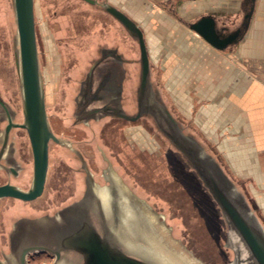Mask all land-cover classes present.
<instances>
[{
  "label": "water",
  "instance_id": "1",
  "mask_svg": "<svg viewBox=\"0 0 264 264\" xmlns=\"http://www.w3.org/2000/svg\"><path fill=\"white\" fill-rule=\"evenodd\" d=\"M10 1L14 24L12 52L19 86L21 122H12L9 116L12 109L0 95V114L6 115L8 123L0 131V143H3L0 160L10 130L20 128L27 133L33 165L29 187L24 189L11 182L3 183L0 185V200L10 198L31 203L42 196L48 181L49 146L52 143L68 146L69 142L54 133L47 113L34 0ZM84 1L97 3L95 0ZM103 10L124 28L139 48L137 96L139 110L144 111L127 116V119L152 118L157 130L194 172L222 219L223 248L231 254L226 264H264V222L249 196L206 145L194 134L185 133L178 120L157 99L149 81V56L139 26L113 5L106 4ZM248 22L246 20L243 26L246 27ZM189 28L217 50L235 44L240 37L238 34L222 37L211 17H203ZM129 62L117 48L100 50V56L81 82L76 98L86 105L82 112L84 122L118 116L109 109L120 108ZM1 169L15 172L14 178H18L22 171L16 162L12 165L0 163ZM100 179L102 183L86 168L79 198L51 214L14 220L8 234V253L0 255V264H28L27 257L35 253L49 255L52 264H210L192 245L174 235L166 215L138 195L110 162L102 170Z\"/></svg>",
  "mask_w": 264,
  "mask_h": 264
},
{
  "label": "rangeland",
  "instance_id": "2",
  "mask_svg": "<svg viewBox=\"0 0 264 264\" xmlns=\"http://www.w3.org/2000/svg\"><path fill=\"white\" fill-rule=\"evenodd\" d=\"M95 1L105 3L103 0ZM115 7L121 11L125 9L123 12L143 32L149 56V81L157 99L178 120L185 133L194 134L202 142L201 136L192 127L191 119L177 112V100L173 98L177 94L182 95L179 103L187 107L185 84L171 81L172 71L175 70H172L170 62L171 45L177 37L171 33L184 26L170 18L156 16L159 5L146 0L141 4L127 3L122 4L121 8ZM126 8H136L140 14L133 18V12ZM34 17L40 66L46 87L47 113L57 136H71L75 140L91 139L90 132L78 129L69 131L67 127L73 120L71 100L77 89V81L84 77L89 64L97 59L98 48L103 45L117 48L130 61L126 64L129 83L124 94L126 98L130 95L132 114L136 113L135 89L137 91L140 77L138 44L98 3L89 4L84 0H34ZM13 33L11 1L0 0V95L14 108L19 97V86L13 64ZM177 88H180V92L176 93ZM117 128L106 131L105 138L111 148H105V151L110 156H113L112 152L119 155L118 161L113 157L114 165L126 181L141 197L166 215L176 237L192 245L210 264H226L231 254L223 248V222L217 207L194 172L182 161L178 151L157 130L152 118L142 116L129 125L131 143L126 139L121 141L123 138L119 137ZM139 131L144 134L143 141L138 138ZM23 139L14 138L18 154L21 146L25 145L24 153L18 155L16 162L22 167L20 175L11 180L6 176L8 174L0 173V185L12 182L24 189L29 187L33 164L31 155H27V151H30L27 138ZM153 141L157 144H153ZM205 145L212 154L218 156L215 147L207 143ZM50 147L48 181L43 195L32 203L0 200V255L8 253V234L14 220L23 216L43 215L45 210L50 212L60 202L63 204L66 201L67 204L81 195L82 176L75 171L76 160L53 143ZM166 152L172 154L171 162L166 158ZM87 155L91 160L99 161L93 153ZM95 166H99V163H95ZM51 184L54 186L52 189ZM52 262V257L44 253H35L28 258V264Z\"/></svg>",
  "mask_w": 264,
  "mask_h": 264
},
{
  "label": "crops",
  "instance_id": "3",
  "mask_svg": "<svg viewBox=\"0 0 264 264\" xmlns=\"http://www.w3.org/2000/svg\"><path fill=\"white\" fill-rule=\"evenodd\" d=\"M103 1L119 8L145 2ZM146 1L159 5V18L184 26L171 33L177 36L171 45V81L185 84L188 101L184 108L183 96L175 95L177 112L191 119L202 143L216 148L264 221V0ZM128 9L133 18L140 14ZM203 17L215 21L222 37L238 34V41L223 50L209 45L189 28Z\"/></svg>",
  "mask_w": 264,
  "mask_h": 264
},
{
  "label": "flooded vegetation",
  "instance_id": "4",
  "mask_svg": "<svg viewBox=\"0 0 264 264\" xmlns=\"http://www.w3.org/2000/svg\"><path fill=\"white\" fill-rule=\"evenodd\" d=\"M97 3L102 8H104V6L106 4L109 5V3H107V2H105V3L97 2ZM97 3H94V4L96 5ZM105 47L106 46L103 45V47L98 48L97 58L100 56V50H102V48H105ZM104 56H106V55H104ZM13 64H14V60H13ZM93 64H94V60L89 64V67H88L87 71L85 72L84 77L81 80L77 81V87H76L77 89L75 90V95L72 97V100H71V103H72V105H71L72 106L71 118L73 120H71L72 122H71L70 127H67V129L69 131H71L73 129L88 131L92 135L91 139H89V140H85V139L75 140V139H72L71 136L65 137L62 135L59 137H62L65 140H68V142H69V143H67L68 146H61V145H58L55 143H53V144L59 150L64 151L65 153H67L69 156H71L72 158H74L76 160L77 165H76L75 171L82 176V186L84 183L86 168H88V170H90L93 173V175L95 176V179L97 181L102 183V181L100 179L101 172L104 168H106L107 162H110L113 165V167L116 169L118 174L123 178V180L135 191V188L133 186H131L126 181L124 176L119 172V170L114 165L113 157H116V159L118 161L119 155L118 154L115 155L112 152L111 154L113 156H110L106 153L105 148L110 149L111 146L108 145V141L105 138V135H106L105 133H106V131L109 130V128L114 129L116 126H118V128H117L118 135H119V137L123 138V139H121V141H125V139H126L128 143H131L130 138H129V135L131 134L129 125L132 122H136V121L140 120L142 117L138 118L135 121H130L129 119H127V116L128 117L134 116L138 112L141 113L144 110H142V109H141V111L139 110V107H138L139 103H138V96H137L138 94L135 93L136 94V100H135L136 103H135L134 109H136L135 110L136 113L132 114V110H131L132 105H131V101H130V97H129L130 95L128 94V97L126 98L125 94H124L126 85L128 87V83H129V76L127 77V75H126V79H125L124 84H123V93H122V97L120 100V108L119 109H113V110L109 109L111 112L117 113L118 116L117 117L105 116L99 120L90 119V120H87L86 122H84V118H82V115H83L82 112L85 110L84 108L86 107V105L84 106L82 102L81 103H80V101L78 102L76 100V98H77V96H79V93H80L81 82H83L87 78V73ZM136 88L138 90V85ZM135 92H137L136 89H135ZM129 93H131V92H129ZM17 98H18V100L16 99V107L13 108L10 106L12 111L9 112V116L11 117L12 122L15 124H18L21 122L20 103H19L20 101H19L18 96H17ZM46 103H47V101H46ZM141 104H142V102H141ZM82 105H83V107H82ZM143 109H146V108L144 107ZM79 113H80V115H79ZM86 113H88V112H86ZM7 124L8 123L6 120V115L3 113L0 114V131L4 130V128H6V126H7ZM50 124H51V119H50ZM26 134L27 133H25V131L23 129H20V128H12L10 130L7 143L5 144V147H4L5 149L3 150V153L1 156L0 163L5 165L6 162H9L12 165V163L18 161L17 160L18 155H22L24 153L23 150L25 149V145L21 146L22 149L20 148L21 151L18 154V152H17L18 148L16 147V143H15L14 138L17 137L18 140L20 138L26 139L27 138ZM137 135H138V138H140V140H141V138H142V141L144 140L145 137H143L144 134L141 131H139V133H137ZM25 139H23V140H25ZM27 142H28V138H27ZM23 143H26V142L24 141ZM101 143H103V144H101ZM138 143H140V142H138ZM152 143L157 144V143H154V141ZM2 147H3V143H0V149ZM27 147H29V142H28ZM49 149L51 150L50 146H49ZM50 150H49V153H50ZM170 150H172V149H170ZM89 152L93 153V156L97 157L99 161L95 162V160L94 161L91 160V158H89V156L87 155ZM166 154H167L166 158L169 160V162H171L170 157L172 154L170 155L167 152H166ZM27 155L30 156V151H27ZM95 163H99V166L96 167ZM7 167L9 168V166H7ZM0 173H2V174L6 173V174H8L6 176L10 177L11 180L14 179L13 173H15V172H12L11 170L9 172H6V171L1 169ZM46 183H47V181H46ZM45 186H46V184H45ZM52 187H54V186L51 184L50 188L52 189ZM44 191H45V189H44ZM75 199H72L71 201H73ZM3 200H12V201H17V202H22V201H19V199L16 200V199H10V198L3 199ZM58 201H60V200H58ZM22 203H24V202H22ZM64 205H66V201H63V204L60 202V204L58 206H53V208L50 209V212H52V211L54 212V211L58 210L59 208L63 207ZM50 212H49V210H45L43 212V214H50ZM29 256H31V255H29ZM29 256L27 257V261H28Z\"/></svg>",
  "mask_w": 264,
  "mask_h": 264
}]
</instances>
